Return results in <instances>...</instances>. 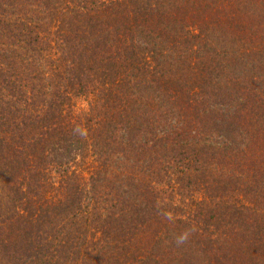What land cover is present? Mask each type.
Returning <instances> with one entry per match:
<instances>
[{
    "label": "trees",
    "instance_id": "trees-1",
    "mask_svg": "<svg viewBox=\"0 0 264 264\" xmlns=\"http://www.w3.org/2000/svg\"><path fill=\"white\" fill-rule=\"evenodd\" d=\"M0 264H264V0H0Z\"/></svg>",
    "mask_w": 264,
    "mask_h": 264
},
{
    "label": "clouds",
    "instance_id": "clouds-1",
    "mask_svg": "<svg viewBox=\"0 0 264 264\" xmlns=\"http://www.w3.org/2000/svg\"><path fill=\"white\" fill-rule=\"evenodd\" d=\"M186 239V236L182 235L180 238H178L177 243H182Z\"/></svg>",
    "mask_w": 264,
    "mask_h": 264
}]
</instances>
